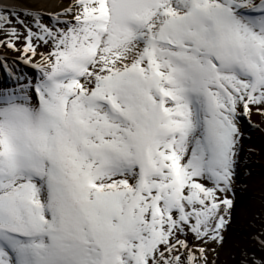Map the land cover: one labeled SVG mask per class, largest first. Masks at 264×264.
Wrapping results in <instances>:
<instances>
[{
	"label": "snow or ice",
	"instance_id": "6c2138e0",
	"mask_svg": "<svg viewBox=\"0 0 264 264\" xmlns=\"http://www.w3.org/2000/svg\"><path fill=\"white\" fill-rule=\"evenodd\" d=\"M0 50V264H219L264 0H0Z\"/></svg>",
	"mask_w": 264,
	"mask_h": 264
},
{
	"label": "rangeland",
	"instance_id": "374dc122",
	"mask_svg": "<svg viewBox=\"0 0 264 264\" xmlns=\"http://www.w3.org/2000/svg\"><path fill=\"white\" fill-rule=\"evenodd\" d=\"M59 3L60 0H48ZM0 54L12 56V53ZM6 82V77L0 73V82ZM257 125L258 127H253ZM244 140L242 159L247 161L240 168V182L237 186L236 222L229 233V242L221 251L219 264H235L231 259L237 253L238 247L250 245L249 235L264 226V117L253 113L251 123L242 121ZM255 149V152H249ZM250 172L251 175H245ZM255 225V228L251 227Z\"/></svg>",
	"mask_w": 264,
	"mask_h": 264
},
{
	"label": "bare ground",
	"instance_id": "6f19581e",
	"mask_svg": "<svg viewBox=\"0 0 264 264\" xmlns=\"http://www.w3.org/2000/svg\"><path fill=\"white\" fill-rule=\"evenodd\" d=\"M49 3V6H55L57 3L56 2H53V1H48ZM4 82H0V84H3Z\"/></svg>",
	"mask_w": 264,
	"mask_h": 264
}]
</instances>
